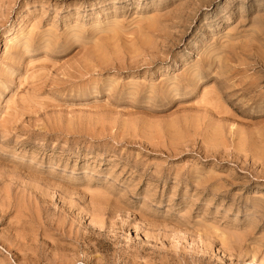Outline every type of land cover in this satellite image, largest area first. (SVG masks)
Wrapping results in <instances>:
<instances>
[{"label": "rangeland", "instance_id": "rangeland-1", "mask_svg": "<svg viewBox=\"0 0 264 264\" xmlns=\"http://www.w3.org/2000/svg\"><path fill=\"white\" fill-rule=\"evenodd\" d=\"M0 264H264V0H0Z\"/></svg>", "mask_w": 264, "mask_h": 264}, {"label": "bare ground", "instance_id": "bare-ground-1", "mask_svg": "<svg viewBox=\"0 0 264 264\" xmlns=\"http://www.w3.org/2000/svg\"><path fill=\"white\" fill-rule=\"evenodd\" d=\"M255 64V63H254ZM263 66V65H262ZM255 79V78H254ZM252 82V81H251ZM255 82V81H254ZM246 84H248V83H246ZM250 84H252V83H250ZM253 85H255V84H253ZM249 86V85H248ZM250 88V87H249ZM256 96V95H255ZM254 100V99H253ZM91 225V224H90ZM92 226V225H91ZM94 226V225H93ZM98 228V227H97ZM105 229V228H104ZM252 261H254V259L252 260ZM258 261V260H257ZM261 261V260H260ZM261 263V262H260Z\"/></svg>", "mask_w": 264, "mask_h": 264}]
</instances>
